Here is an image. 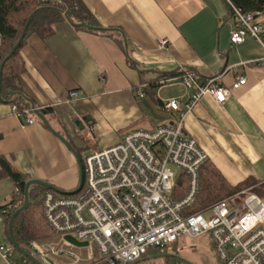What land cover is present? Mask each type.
Masks as SVG:
<instances>
[{"label": "crops", "instance_id": "crops-1", "mask_svg": "<svg viewBox=\"0 0 264 264\" xmlns=\"http://www.w3.org/2000/svg\"><path fill=\"white\" fill-rule=\"evenodd\" d=\"M80 2L102 28L111 30L99 34L61 21L48 36L30 34L19 50L24 71L18 76L22 92L37 107L47 109L44 117L49 125L79 158L116 143L132 129L176 121V112L164 109L163 102L170 97L187 99L189 92L171 73L190 67L201 79L222 72L221 84L226 87L237 75L245 83L230 90L221 103L208 94L201 96L184 114L183 131L229 186L246 178L264 181V59L255 61L264 57V50L248 35L241 44H230L233 25L224 0ZM259 20L264 29V13ZM161 38L168 40L166 48L156 46ZM136 89L144 96H135ZM70 91L77 93L72 99L67 96ZM25 117L32 122L26 124ZM36 119L29 113L18 115L11 104L0 101V158L26 180L74 190L79 180L75 157ZM15 193L0 167V206ZM6 224L0 222V240L8 245ZM65 236L54 235L35 258L42 264H48L45 260L94 264L96 254L88 256ZM0 264L7 263L0 258Z\"/></svg>", "mask_w": 264, "mask_h": 264}, {"label": "built area", "instance_id": "built-area-1", "mask_svg": "<svg viewBox=\"0 0 264 264\" xmlns=\"http://www.w3.org/2000/svg\"><path fill=\"white\" fill-rule=\"evenodd\" d=\"M43 1V0H40ZM232 19L229 41L239 45L248 35L264 50L263 25L258 11L244 12L224 0ZM168 40L156 42L166 48ZM263 58L255 60L260 63ZM178 82L188 97H170L163 108L176 112V121L152 129H132L116 143L88 151L80 158L82 184L73 194L44 190L40 195L41 215L59 238L68 235L85 245L88 256L96 254L94 264H132L151 248H162L178 237L207 235L219 264H264V203L243 190L239 200H219L202 211H191L198 190L199 169L207 157L194 139L183 131L186 112L208 94L217 103L230 90L244 85L237 75L226 87L221 73L201 79L192 70L180 68ZM164 79L159 83H165ZM77 95L68 93V99ZM134 95L143 97L141 89ZM11 110L16 113L14 105ZM32 119L25 117V123ZM185 177V189L174 194L175 175ZM10 209H0V222ZM36 250L48 244H33ZM11 248L0 240V258L7 264H32L26 258L9 257ZM170 264H186L176 259Z\"/></svg>", "mask_w": 264, "mask_h": 264}, {"label": "trees", "instance_id": "trees-1", "mask_svg": "<svg viewBox=\"0 0 264 264\" xmlns=\"http://www.w3.org/2000/svg\"><path fill=\"white\" fill-rule=\"evenodd\" d=\"M229 1L244 12L258 11L261 14L264 13V0ZM30 15L31 17L26 26L22 40L2 66L0 101L14 105L16 114L18 115L29 113L31 116L35 117L30 109L31 104L43 115L47 113V109L37 107L33 101L22 92L18 84V76L24 71L19 50L25 43L26 38L30 34H36L40 37L48 36L54 32V26L61 21H67L72 26L74 24H79L73 27L99 34H106V32L111 29H99L102 28V26L94 20L80 0H0V62L16 42ZM262 37L264 38V29ZM116 42L122 47L123 43H120V41L119 43L118 41ZM123 48H125V44H123ZM184 68L194 71L190 67ZM180 73L181 71L176 69L171 75L179 76ZM0 167L1 171L9 177L16 188V193L13 194L11 200L5 205L0 206V209L10 206L4 218V224H6L12 211L18 208L22 203V190L26 179L20 174L10 170L2 158H0ZM35 186L38 185L28 186V204L23 211L14 217L11 225V233L14 241L19 247L28 252H31L28 247L29 245L47 244L55 235L44 222L41 215L40 195L44 190H47V188L38 186L40 187L38 192L33 193V188ZM184 189L185 177L182 173H179V175L175 177V188L173 193L178 195L183 192ZM243 190L254 193L264 203V181L246 178L235 186H229L224 182L215 168L206 161L199 169L198 190L194 203L191 206V211H202L219 200L231 198L233 196H235V201L239 200L242 196L239 193ZM7 241L10 248L14 250L9 240ZM149 253L150 249L147 250L142 257L149 256ZM24 258L25 257L21 255V259ZM162 259L163 264H170V258L164 257ZM175 260L176 259L173 261ZM136 264L141 263L137 262Z\"/></svg>", "mask_w": 264, "mask_h": 264}, {"label": "water", "instance_id": "water-1", "mask_svg": "<svg viewBox=\"0 0 264 264\" xmlns=\"http://www.w3.org/2000/svg\"><path fill=\"white\" fill-rule=\"evenodd\" d=\"M31 15L28 16L20 34H19V37L17 38L16 42L14 43V45L11 47V49L9 50V52L6 54V56L3 58V60H1L0 62V79H1V69H2V66L5 62V60H7L11 55L12 53L14 52V50L16 49V47L19 45L20 41L22 40L23 36H24V33H25V30H26V26L29 22V19H30ZM79 24H74L73 26H78ZM86 26V25H85ZM87 27V26H86ZM99 29H104V28H99ZM146 71H150V72H153V73H157L156 71L154 70H146ZM159 73V72H158ZM30 109H31V112L32 114L38 119V121L46 128L48 129L54 136H56L65 146L66 148L72 153V155L75 157L76 161H77V164H78V169H79V180H78V183H77V186L75 187L74 190L72 191H61V190H58L56 188H54L53 186H51L50 184H48L47 182H44L42 180H38V179H29V180H26L24 185H23V190H22V203L21 205L16 208L15 210L12 211V213L9 215L8 217V220H7V224H6V231H7V237H8V240H9V243L10 245L12 246V248L18 252L20 255H22L23 257H25L26 259H28L30 261V263L32 264H42L40 261H38L34 254L37 252L36 248L31 244L29 245V250L31 252H28L27 250H24L22 249L21 247H19L16 242L14 241L13 237H12V233H11V225H12V221L14 219V217L20 213L21 211H23L27 204H28V196H27V189H28V186L29 185H38V186H41V187H44V188H47V189H50V190H53L55 192H58V193H63V194H73L75 192H77L80 187H81V184H82V173H81V165H80V160H79V156L77 154V152L72 148V146L62 137L60 136L59 134H57L52 128L51 126L49 125L48 121L46 120V118L44 117V115L42 113H40L38 111L37 108H34V106L31 104L30 105ZM83 121L86 120L85 117L82 118ZM75 124L76 125H79V122L78 121H75ZM65 239L70 242L72 245H75V246H78V247H83L85 244L82 243V242H77L75 241L73 238H71L70 236H65ZM164 257H167V258H171V257H174L173 255H170V254H154V255H149V256H146V257H143L135 262H133L132 264H136L137 262H143V261H147V260H153V259H158V258H164ZM176 259L178 260H182L184 261L183 259L181 258H177L175 257ZM48 264H51L50 261L48 260H45ZM186 264H189L188 262L184 261Z\"/></svg>", "mask_w": 264, "mask_h": 264}, {"label": "rangeland", "instance_id": "rangeland-1", "mask_svg": "<svg viewBox=\"0 0 264 264\" xmlns=\"http://www.w3.org/2000/svg\"><path fill=\"white\" fill-rule=\"evenodd\" d=\"M85 137L89 139L90 135L87 134ZM91 141L92 140H90L88 146L91 145ZM83 151L84 150H80V153H83ZM172 172L175 175V177H177L180 173L179 170L174 169V168H172ZM39 188L40 187L35 186L33 188V193H37ZM263 222H264V219H263ZM3 240L6 241L4 236H3ZM38 245H42V244H38ZM154 254L173 255L174 257H171L169 259V263H172L173 260L176 259L175 257H177V258L183 259L189 264H219V262L216 260L213 254V249L211 247V244H210V241L207 235H201L196 238H189L187 236L178 237L174 243L167 244L166 246L162 248H151L149 255H154ZM10 255L15 258L21 259V255L15 250L11 249ZM140 263L141 264L142 263L163 264V259L158 258V259L143 261Z\"/></svg>", "mask_w": 264, "mask_h": 264}]
</instances>
